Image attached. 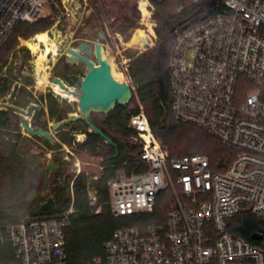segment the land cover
Segmentation results:
<instances>
[{
    "label": "built area",
    "instance_id": "1",
    "mask_svg": "<svg viewBox=\"0 0 264 264\" xmlns=\"http://www.w3.org/2000/svg\"><path fill=\"white\" fill-rule=\"evenodd\" d=\"M45 2L0 0V49L19 22L38 18ZM141 3L150 18L153 0ZM191 4L204 11L174 30L171 109L178 120L234 148V158L216 169L206 153L171 155L152 131L129 77L139 111L127 126L140 148L133 162L123 164L131 168L119 169L108 188L113 215L139 219L116 228L103 256L89 264H264V247L228 228L243 211L264 217V0ZM131 59L124 60L127 72ZM161 193L172 197L168 213L151 221L146 216ZM87 196L91 213H100L97 190L88 186ZM73 212L71 204L59 214L0 226V237L14 249L13 260L0 264H68L65 229Z\"/></svg>",
    "mask_w": 264,
    "mask_h": 264
},
{
    "label": "trees",
    "instance_id": "2",
    "mask_svg": "<svg viewBox=\"0 0 264 264\" xmlns=\"http://www.w3.org/2000/svg\"><path fill=\"white\" fill-rule=\"evenodd\" d=\"M153 19L156 21L154 28L157 35L153 47L133 56L128 66V76L136 87V95L143 104L152 131L161 142L162 146L170 150L171 155L184 153H206L209 155L212 166L216 169H224L234 158L235 150L223 145L217 138L211 136L203 129L178 120L171 109L170 86V57L174 40V30L187 21L193 20L192 13L196 7L191 0H153ZM181 8L179 11L178 9ZM121 10V9H120ZM131 13L121 18L120 13L110 15L106 27L112 33L122 32L136 25L140 12L133 6ZM55 15L39 16L32 22H19L13 33L0 49V98L5 97L13 84V77L3 71L9 62L12 53L19 45V39H28L39 32L52 27L55 23ZM133 20V23H129ZM105 24V23H103ZM54 73L65 76L64 71L54 67ZM71 84L75 80H69ZM51 117L57 116V120L67 118L70 111L63 110L57 113L52 101H56L54 94L45 95ZM15 98V97H14ZM133 96L135 106L131 101L122 105L117 103L104 117L98 118L91 113L92 122L99 127L105 136L90 130V126L83 118L62 125L56 134L59 140L51 142L44 137L34 135L44 141L49 149L61 148L63 143L76 145L82 151L94 153L102 152V170L97 179L90 178L84 172L78 173L74 178L54 189L53 206L43 210L39 205L35 213L37 215H54L66 211L71 204L74 206L71 223L65 229L66 252L68 264H89L94 258L103 256L104 243L113 231L123 225L137 222L139 216H114L110 206V192L108 181L114 178L119 169L131 165H123L125 162H133L138 156L139 144L134 141L136 132L127 126L128 117L139 111V103ZM11 104L26 106L17 98L11 100ZM44 113V109H36L33 116V124L40 125L38 118ZM18 114L11 109H0V166L3 162L16 163V151L14 147L5 141V132L18 130L16 118ZM46 127V126H45ZM45 129V128H44ZM85 133L83 141H75L74 133ZM110 139L111 142H108ZM184 147V148H181ZM180 148V152H179ZM181 151H183L181 153ZM56 162L61 161L56 156ZM3 163V164H2ZM16 165H21L18 163ZM23 175L22 173H20ZM72 181V186L70 185ZM94 187L98 192L101 212L92 214L89 207L87 188ZM159 195L158 205L154 213L146 217L151 221H157L159 215L168 213L172 201L170 194ZM19 219L3 220L0 226L16 222ZM229 230L238 236H242L251 242L264 247V217L251 211H243L228 220ZM261 233V239H253L252 235ZM14 258V249L6 238L0 237V263H8Z\"/></svg>",
    "mask_w": 264,
    "mask_h": 264
},
{
    "label": "rangeland",
    "instance_id": "3",
    "mask_svg": "<svg viewBox=\"0 0 264 264\" xmlns=\"http://www.w3.org/2000/svg\"><path fill=\"white\" fill-rule=\"evenodd\" d=\"M138 1L46 0L44 11L39 16L55 15L54 25L46 31L51 40L56 43L59 54H49V57L44 60L45 67L37 68V53L33 52L25 44V40L32 39L36 34L28 39L20 38L19 45L9 58L8 66L3 70L13 77V84L8 94L0 98V109H6L2 104H11V100L15 98L20 100L21 103L27 104L23 106L24 108L31 103H36L38 109H44V113L38 118V122L41 127L50 131H52V126L57 124L59 120H57V116L51 117L50 115L47 100L45 99V95L48 93L54 94L56 98V101H52V103L54 109H57V113L67 109L70 111L67 117L80 113L78 107L79 99L71 101L57 93L52 87L54 82L52 77H60L69 87L79 91L77 82L71 84L67 78L55 75L54 67L57 66L59 71H64L66 67H69L70 71L76 70V74L84 76L88 66L80 60L69 61L66 58V49L68 47H79L82 42L94 45L95 42L101 41L105 53L114 64L115 70L122 73L121 77H119L120 82L131 83L125 70L124 60L137 56L153 47L157 39L154 30V33L151 34L156 37H152V46L147 43L143 46L137 44L128 46L131 44H126L137 28L143 29L148 35L147 41H150L149 27L143 20L141 6ZM133 6H136L140 12L137 24L122 32L117 31L119 33L118 36L110 32L108 27H106L110 15H116L121 12L120 16L124 18V16L132 12ZM178 10L180 11L181 8ZM146 20L153 23L154 29L156 21L153 19V13ZM90 57L96 62L94 55ZM44 75L46 76V81H43ZM40 79L43 82L40 83ZM16 84L19 87L15 93V98H11L13 87ZM132 99L131 103H133L132 107H134L135 103ZM91 113L98 118H102L105 115V113L96 111ZM30 121L33 124V118ZM16 122L18 123V130L5 132L3 135L5 141L10 143L16 151V163L15 161L13 163L3 162L5 165L0 166V222L12 219L20 220L26 216H36L35 211L38 206L43 204L47 197H53L54 189L64 185L69 177L74 178L78 171L92 177L98 176L103 166V157L100 150L89 153L78 149L76 145H68L66 143H63L61 148L49 149L42 139L31 135L23 128L21 115L18 114ZM53 135L58 141L59 138L56 132L53 131ZM85 137L80 131L75 132V141H78V139H80L79 141L84 140ZM168 151L170 152L169 149ZM56 156L62 158L61 161H58L59 163L56 162ZM78 160L82 162L81 168L77 165ZM48 162H53L56 165L50 171L45 190L47 195L45 196L43 195L44 170ZM18 163H21V165H16Z\"/></svg>",
    "mask_w": 264,
    "mask_h": 264
},
{
    "label": "water",
    "instance_id": "4",
    "mask_svg": "<svg viewBox=\"0 0 264 264\" xmlns=\"http://www.w3.org/2000/svg\"><path fill=\"white\" fill-rule=\"evenodd\" d=\"M204 11V7L197 8L191 15L194 17ZM103 44L101 41H97L94 45H91L87 42L80 43L78 49L75 47H68L66 49L67 53L72 54L74 57H69V61L80 60L84 62L87 66V72L84 76H79L77 84L79 91L72 89L70 92L79 97L78 107L80 113H76L72 116H69L63 120H60L57 124L52 126V131L44 129L41 126L33 127L31 124V118L33 117L35 110L37 109L36 103H31L26 108L13 105L10 103L2 104L6 109H11L15 113L21 115V125L23 128L28 131L31 135H39L45 139L55 142V137L53 131L56 132L62 125L76 121L79 118H83L86 123L90 126L91 130L96 133L105 136L103 131L97 127L91 120V112H108L110 111L117 103L125 105L128 104L134 96L133 87L127 82L117 81L112 73L111 66L109 62L103 58L102 55ZM96 58L94 62L90 56ZM52 81L58 83L61 88L69 91L70 87L63 82L60 77H52ZM19 85L16 84L13 87L11 93V98L15 97V93ZM108 142H111L110 139H107ZM55 163L48 162L44 170V185H43V195H47L45 191L48 184V179L50 171L55 167ZM54 199L53 197H47L46 201L41 205L43 210L49 209L53 206ZM263 235L261 233H255L252 235L253 239H261Z\"/></svg>",
    "mask_w": 264,
    "mask_h": 264
},
{
    "label": "bare ground",
    "instance_id": "5",
    "mask_svg": "<svg viewBox=\"0 0 264 264\" xmlns=\"http://www.w3.org/2000/svg\"><path fill=\"white\" fill-rule=\"evenodd\" d=\"M141 10H142V13H143V20H144V22L146 24H148L150 33H154L153 23H151L149 20H146V17L149 14V10L146 8L145 3H141ZM147 38H148V35L146 34V32L143 29H141V28H137L134 31V33L131 36V38L128 40V42H126V44H131V45H128V46H132V45H135V44L143 46L144 44L147 43ZM25 44L33 52L37 53V60H36L37 61V66H38L37 68H44L45 67L44 66V60H46L49 57V54H51V53L53 55L59 54L58 53V48L56 46V43H54V41L51 40V38H50V36H49L47 31L39 32L34 37H32V39L25 40ZM75 48L78 49V47H75ZM68 54H69L68 55L69 57H74L72 54H70V53H68ZM102 55H103V58L106 59L109 62V64H110L111 73L114 75V77L116 78L117 81H120L119 77H121L122 73L121 72H117L115 70L114 64L112 63V60L105 53L104 48L102 49ZM46 80L47 79H46V76H45L43 81H46ZM43 81H42V79H40L39 82L41 83ZM37 83H38V81H37ZM52 87L57 93H59L60 95L66 97V98H68L71 101H76V100L79 99V97L77 95H74V94H72L70 92L73 89L72 87L70 88L69 91H67V90L61 88L60 85L58 83H56V82L52 83ZM77 165L81 168L82 162L80 160H78Z\"/></svg>",
    "mask_w": 264,
    "mask_h": 264
},
{
    "label": "flooded vegetation",
    "instance_id": "6",
    "mask_svg": "<svg viewBox=\"0 0 264 264\" xmlns=\"http://www.w3.org/2000/svg\"><path fill=\"white\" fill-rule=\"evenodd\" d=\"M129 23H133V20H130L129 21ZM108 34H110V33H108ZM115 34V33H114ZM103 44V43H102ZM67 53V52H66ZM67 55H69L68 53H67ZM64 72H65V76H66V78L68 79V80H75V82H77V80H78V77L80 76L79 74H76V70H71L70 71V68L69 67H66V69H64ZM64 82V81H63ZM71 88V87H70ZM38 107V106H37ZM36 111V110H35ZM35 114V113H34ZM34 116V115H33ZM33 118V117H32ZM31 118V119H32ZM32 124V123H31ZM32 126L33 127H35V126H40V125H35V124H32ZM90 130H91V128H90ZM85 136H86V134L85 133H83ZM74 135H75V133H74ZM80 139H78V141H79ZM81 141H83V140H81ZM42 204H40V206H41ZM42 209V208H41Z\"/></svg>",
    "mask_w": 264,
    "mask_h": 264
},
{
    "label": "crops",
    "instance_id": "7",
    "mask_svg": "<svg viewBox=\"0 0 264 264\" xmlns=\"http://www.w3.org/2000/svg\"><path fill=\"white\" fill-rule=\"evenodd\" d=\"M90 153V152H89Z\"/></svg>",
    "mask_w": 264,
    "mask_h": 264
}]
</instances>
